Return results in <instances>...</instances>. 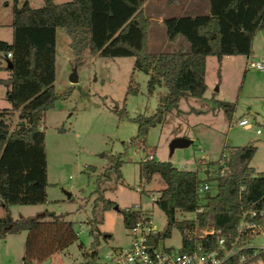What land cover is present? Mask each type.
Returning <instances> with one entry per match:
<instances>
[{
  "label": "trees",
  "instance_id": "obj_1",
  "mask_svg": "<svg viewBox=\"0 0 264 264\" xmlns=\"http://www.w3.org/2000/svg\"><path fill=\"white\" fill-rule=\"evenodd\" d=\"M144 0H43L36 7L27 0L13 5L10 21L11 38L0 39V53L7 70L0 77L5 88L4 97L10 107L0 108V237L6 233L24 231L23 257L41 260L77 238L64 213L44 208L34 215L12 217L8 204H35L45 201L47 186L45 171L44 131L40 120L44 110L58 97L54 91L55 28H64L74 62L85 51L100 56L133 57V66L148 75L146 90L163 86L155 111L151 115L137 113L131 120L137 123L136 136L144 137L150 126L162 122L165 113L174 109L181 97L199 98L206 83L204 66L207 55H214L219 63L225 54L251 52L253 33L264 27V0H207L208 12L196 15L168 16L162 19L164 34L169 42L181 36L186 46L178 44L171 50L152 52L147 46L150 19L142 8ZM7 62L10 65H7ZM218 74V68H217ZM127 91L136 92V86ZM69 91L60 97L65 98ZM229 115L232 104L215 99ZM17 110V121L11 127L10 117ZM123 107L117 110L119 116ZM254 145L227 147L224 161L216 166L215 175L204 177L196 169L178 168L167 160L144 158L138 161V176L148 182L156 173L164 182L153 202L165 216V226L154 234L155 242L169 235L175 226L180 233L181 249H188L190 237L185 229L212 224L220 232H229L240 208L255 203L264 205V171L253 174L248 165ZM114 168L118 171L120 160ZM214 179L215 191L197 197L200 181ZM98 199L102 207L114 201ZM202 209L195 219H176V211ZM93 212V209H92ZM122 222L128 226L138 215L137 210L121 209ZM93 222H97L93 218ZM97 234V233H96ZM211 241L215 234L208 235ZM96 236L89 256L95 255Z\"/></svg>",
  "mask_w": 264,
  "mask_h": 264
},
{
  "label": "rangeland",
  "instance_id": "obj_2",
  "mask_svg": "<svg viewBox=\"0 0 264 264\" xmlns=\"http://www.w3.org/2000/svg\"><path fill=\"white\" fill-rule=\"evenodd\" d=\"M15 1L7 0L3 4L4 0H0V39L6 41L10 40L7 22ZM17 2L20 4L21 0ZM28 3L36 7L42 5L43 0H28ZM151 31L159 39L161 33L157 23H152ZM155 39L152 36V44H148L152 52L171 50L182 43L166 39L158 43ZM68 42L64 28L58 26L53 79L58 97L44 110L40 120L48 183L45 201L8 204L7 210L12 217L34 215L39 208L64 213L77 238L48 257L29 260L31 264H106L108 249L128 242L121 213V209L128 207L146 209L152 229L160 233L165 226V216L149 195H156L164 182L156 173L148 182L138 176V161L149 153L154 160H167L178 168L196 169L200 177L205 176L203 169L206 168L212 177L222 150L250 144L255 146L248 163L251 172L264 171V70L246 66L247 60L264 56V27L253 33L248 56L225 54L218 63L214 55H207L204 95L181 97L177 103L178 112L168 110L162 122L150 126L144 137L136 136L137 123L131 118L137 113L153 114L164 87L155 86L148 93L145 86L148 75L133 66L130 55L100 56L85 51L81 59L74 62ZM72 69L75 81L68 78ZM129 86H136L137 91H127ZM64 91L69 92L62 98L60 95ZM3 99L0 98V108L4 106ZM215 99L232 104L229 115L224 108L216 106ZM121 107L124 112L119 116L117 110ZM241 117L247 124L237 123ZM16 121L17 113L14 112L10 126ZM256 128L260 131L256 132ZM175 136H184L190 142L170 148ZM116 159L120 160L118 171L113 164ZM209 185L213 193L214 179ZM100 194L114 201L117 208L113 205L103 208L97 198ZM2 212L0 204V214ZM175 215L180 219L191 217L193 212L176 211ZM93 218L97 222H93ZM95 236L96 252L91 257L89 252ZM23 239L24 231L0 237V264H20ZM179 241L180 233L175 226L162 239L164 245L172 248H176Z\"/></svg>",
  "mask_w": 264,
  "mask_h": 264
},
{
  "label": "built area",
  "instance_id": "obj_3",
  "mask_svg": "<svg viewBox=\"0 0 264 264\" xmlns=\"http://www.w3.org/2000/svg\"><path fill=\"white\" fill-rule=\"evenodd\" d=\"M246 66L264 69V56L249 59ZM239 125L247 124L244 117L238 119ZM256 132L260 130L255 129ZM225 151L218 157V164L224 161ZM150 158V155L148 156ZM209 181H200L196 187L197 197L209 190ZM156 195H149L154 200ZM137 210L136 218L126 226L128 242L125 245L110 247L105 254L106 264H264V205L247 204L240 208L239 215L231 231L220 232L212 224L186 228L185 233L190 237L189 248L181 249V242L176 248L164 245L162 240L155 243L156 232L151 227L150 216L146 209L138 206L125 208ZM202 209L198 205L191 218L195 219L196 212ZM188 212H185V214ZM215 234L214 239L208 235ZM9 264V263H6ZM20 264H31L25 259Z\"/></svg>",
  "mask_w": 264,
  "mask_h": 264
},
{
  "label": "crops",
  "instance_id": "obj_4",
  "mask_svg": "<svg viewBox=\"0 0 264 264\" xmlns=\"http://www.w3.org/2000/svg\"><path fill=\"white\" fill-rule=\"evenodd\" d=\"M6 1L7 0H4L3 4H6ZM62 1H65V0H62ZM62 1H59V2H62ZM15 2H16L15 5H19V4H17L18 3L17 0ZM27 2H28V0H27ZM54 2H56V1H54ZM56 3H58V2H56ZM142 8H143L144 14L147 17H149V19H150V24H149V28H148V36H147V46H148L149 43L152 44L151 43V37L152 36H153V38H156L155 40L158 43L163 42L162 40L165 41L166 37L164 34V29H163V24H162V19L164 17L178 16V15H196V14L207 13L209 7H208V1L207 0H144L143 4H142ZM10 21H11V18H10ZM10 21L7 22L8 26H10L9 25ZM153 22H155L159 25V29H160V33H161L159 39H157V35L151 31V25ZM56 28H55V30H56ZM10 38H11V27H10ZM177 40H181L182 41L181 44H183V46H186L187 43H186V41L183 40V38L181 36H178L176 38V41ZM1 65H3V59H2V55L0 53V66ZM262 70H264V69H262ZM0 74H1L0 77H5L7 75V70H5L4 68H0ZM0 85L2 86L0 88V98L3 99V97L1 95H4L5 88L2 84H0ZM205 90H206V88H205ZM205 90H204V92H205ZM204 92H203L202 96L204 95ZM3 102H4L3 107H10V102H8L6 99H3ZM14 112L17 113V110H14L13 113ZM149 155H150V158L153 159V157L151 156L150 153L147 154L146 158H148ZM207 171L208 170L206 168L203 169V173H207ZM40 210H41V208L38 209L37 213H39ZM187 212H189V211H187ZM5 235L2 237H5ZM22 257H23V251H22L21 259H22Z\"/></svg>",
  "mask_w": 264,
  "mask_h": 264
},
{
  "label": "water",
  "instance_id": "obj_5",
  "mask_svg": "<svg viewBox=\"0 0 264 264\" xmlns=\"http://www.w3.org/2000/svg\"><path fill=\"white\" fill-rule=\"evenodd\" d=\"M7 65L9 66L10 63L7 62ZM68 78H69L70 81H75L76 80V76H75V73H74V69L71 70V72L68 75ZM188 142H190V140L187 139L184 136H175V137H173L171 139L169 146H170V148H173L174 146L186 145ZM113 208H117V206L114 204L113 205Z\"/></svg>",
  "mask_w": 264,
  "mask_h": 264
}]
</instances>
